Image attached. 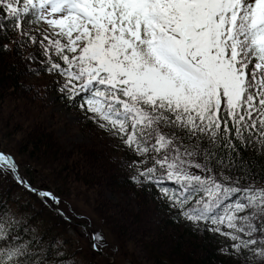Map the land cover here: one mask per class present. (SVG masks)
Returning <instances> with one entry per match:
<instances>
[{
	"label": "snow or ice",
	"instance_id": "1",
	"mask_svg": "<svg viewBox=\"0 0 264 264\" xmlns=\"http://www.w3.org/2000/svg\"><path fill=\"white\" fill-rule=\"evenodd\" d=\"M7 54L122 153L111 159L158 213L218 242L217 264H264V0H0ZM37 173L0 148V264H128L86 222V249L43 240L14 205L73 217ZM181 247L162 243L156 264H192Z\"/></svg>",
	"mask_w": 264,
	"mask_h": 264
},
{
	"label": "trees",
	"instance_id": "2",
	"mask_svg": "<svg viewBox=\"0 0 264 264\" xmlns=\"http://www.w3.org/2000/svg\"><path fill=\"white\" fill-rule=\"evenodd\" d=\"M15 59L11 54L0 58V148L24 158L29 167L47 168L49 183L59 190L63 200L72 187H81L89 193L97 217L123 248H133L131 253L139 264H156L160 245L173 237L183 246L180 251L187 252L192 264H217L218 242L194 237L184 226L175 225L166 215L158 213L155 203L129 184L124 170L111 159L122 153H115L108 141L94 135L95 140L88 144H68L61 138L56 129L58 121L53 118V103L49 101L55 95L51 91L44 95L46 77L43 73L37 76L20 67L12 68ZM74 125L92 134L89 126ZM110 193L115 199H108ZM24 203L22 200L14 207L25 212L43 240L59 235L68 242L67 252L77 251L72 248L69 225L54 223L53 214L34 202L26 208Z\"/></svg>",
	"mask_w": 264,
	"mask_h": 264
},
{
	"label": "rangeland",
	"instance_id": "3",
	"mask_svg": "<svg viewBox=\"0 0 264 264\" xmlns=\"http://www.w3.org/2000/svg\"><path fill=\"white\" fill-rule=\"evenodd\" d=\"M50 103H53L52 105V112H54L55 120L58 121V125L56 126V129L61 135V138L65 140L68 144L70 143H80V144H88L91 141L95 140L94 134H89V132H86L84 129H78L77 125L74 124H80L77 123V118L75 112L69 111L67 108L63 106L62 103L57 102L55 96H50L49 99ZM51 121V120H50ZM60 123V124H59ZM2 148V147H1ZM17 156V155H16ZM19 160H24L22 157H18ZM26 161V160H24ZM27 162V161H26ZM28 166V162H27ZM29 167V166H28ZM39 169V173L35 175L36 182L39 183V174H46L48 173V169L45 167H37ZM73 189H77L78 191H73ZM78 192L79 194H76ZM108 199H115V196L111 193L108 194ZM93 199L92 196L85 192L84 189L81 187H72L69 191V194L65 199L63 200V206L66 208L68 213L73 217V223L71 226H69L68 233L70 235L71 241L73 242V249L78 250L80 248H87V238L85 236H81L78 234V232L75 230V226L86 222L88 223L92 228L96 229H103L105 233L109 236V239L116 241L113 234L108 230L106 226L103 225L101 222V219L97 217L96 213L93 211ZM132 209H138L137 206H131ZM153 219L152 217L150 218ZM133 248H123L121 246V257L120 261H127L128 264H139V260L135 261V257L132 255ZM134 251V250H133ZM123 253H127V256H124ZM82 258V254L77 255V260H80Z\"/></svg>",
	"mask_w": 264,
	"mask_h": 264
}]
</instances>
